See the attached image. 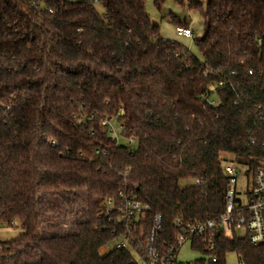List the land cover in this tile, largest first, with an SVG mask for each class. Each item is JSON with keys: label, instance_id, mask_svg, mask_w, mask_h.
Masks as SVG:
<instances>
[{"label": "trees", "instance_id": "obj_1", "mask_svg": "<svg viewBox=\"0 0 264 264\" xmlns=\"http://www.w3.org/2000/svg\"><path fill=\"white\" fill-rule=\"evenodd\" d=\"M164 1L154 0L157 11ZM144 3L0 0V225L22 232L0 242V264H137L128 252H102L117 227L101 215L106 201L142 203L145 229L160 216L167 248L177 219L222 214L223 164L260 153L264 0H206L204 10L188 2L204 22L200 58L162 39ZM105 122L123 127L124 145ZM64 196L82 204V220L41 237ZM214 254L217 264L230 254L264 264V247L245 240L217 238Z\"/></svg>", "mask_w": 264, "mask_h": 264}, {"label": "built area", "instance_id": "obj_2", "mask_svg": "<svg viewBox=\"0 0 264 264\" xmlns=\"http://www.w3.org/2000/svg\"><path fill=\"white\" fill-rule=\"evenodd\" d=\"M85 1L91 5L97 4V0ZM174 33L177 37H193L189 28L179 25H175ZM222 85L232 88L229 82H223ZM214 93L212 90L208 97L211 107L218 104ZM103 125L120 144L119 133L123 127L111 122ZM127 145L132 146L133 140L129 139ZM259 150L260 153L250 163L227 161L223 164L227 189L222 214L216 219L203 222L186 223L177 219L174 223L176 230L173 242L167 248L157 241L162 229L160 216H155L150 228L145 229L147 208L142 203L123 194L119 195L116 203L106 201L101 215L117 226L111 232L113 242L110 249L130 253L137 264H181L177 259L178 253L188 243L192 251L203 257L204 264H217L218 256L214 254L217 238L240 239L253 247H264V139ZM199 183L196 181L195 184ZM198 246L204 250L203 254L194 249Z\"/></svg>", "mask_w": 264, "mask_h": 264}, {"label": "rangeland", "instance_id": "obj_3", "mask_svg": "<svg viewBox=\"0 0 264 264\" xmlns=\"http://www.w3.org/2000/svg\"><path fill=\"white\" fill-rule=\"evenodd\" d=\"M188 2L199 3L202 9H205L206 0H182V4L176 3L174 0H165L160 7V11H157L154 5V0H145L144 7L145 12L152 25L159 28V33L162 39L169 42H176L187 48L192 54L200 58L197 49L195 47V40L200 39L204 34V22L199 12L190 10L187 7ZM98 9V8H97ZM100 11V10H98ZM171 17H174L179 23H173ZM175 25L188 27L193 34L192 38L177 37L174 33ZM120 144L124 145L125 142L121 139ZM191 182H181L180 187L189 185ZM45 199L47 198L43 195ZM60 209L55 213H48L45 221L41 223L40 236L47 237L54 234H63L70 232L69 228L73 227L75 223L82 220L81 211L83 206L81 203H72V197H60L58 199ZM52 218V219H51ZM19 228H8L0 225V242L11 241L17 238L21 234ZM111 247V246H110ZM110 247L105 248L102 252H106ZM20 251L23 253V260H36V257L32 251H28L23 247H20ZM203 257L192 251L188 243L184 244L178 253V262L181 264H187ZM225 264H241L238 258L233 255H227L225 257Z\"/></svg>", "mask_w": 264, "mask_h": 264}, {"label": "crops", "instance_id": "obj_4", "mask_svg": "<svg viewBox=\"0 0 264 264\" xmlns=\"http://www.w3.org/2000/svg\"><path fill=\"white\" fill-rule=\"evenodd\" d=\"M186 28H188V27H186Z\"/></svg>", "mask_w": 264, "mask_h": 264}]
</instances>
